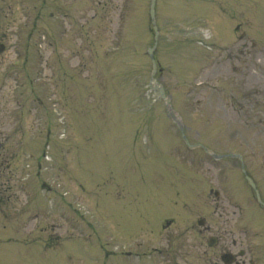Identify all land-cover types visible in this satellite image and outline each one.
<instances>
[{
  "label": "rangeland",
  "instance_id": "obj_1",
  "mask_svg": "<svg viewBox=\"0 0 264 264\" xmlns=\"http://www.w3.org/2000/svg\"><path fill=\"white\" fill-rule=\"evenodd\" d=\"M233 1L156 0L154 74L151 0H0V264H264L210 156L264 204V0Z\"/></svg>",
  "mask_w": 264,
  "mask_h": 264
},
{
  "label": "water",
  "instance_id": "obj_2",
  "mask_svg": "<svg viewBox=\"0 0 264 264\" xmlns=\"http://www.w3.org/2000/svg\"><path fill=\"white\" fill-rule=\"evenodd\" d=\"M153 2H154V0H153ZM153 2H152V5H151V8H150V16H151L152 19L154 18ZM151 52H152V51H149V53H151ZM159 91H160V94H161V96H162V89L159 88Z\"/></svg>",
  "mask_w": 264,
  "mask_h": 264
}]
</instances>
